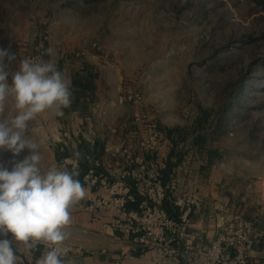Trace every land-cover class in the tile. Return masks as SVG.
Masks as SVG:
<instances>
[{"label": "rangeland", "instance_id": "374dc122", "mask_svg": "<svg viewBox=\"0 0 264 264\" xmlns=\"http://www.w3.org/2000/svg\"><path fill=\"white\" fill-rule=\"evenodd\" d=\"M0 48L17 54L12 71L42 56L68 79L91 73L106 104L89 112L126 130L140 107L172 137L183 186L264 233V0H0Z\"/></svg>", "mask_w": 264, "mask_h": 264}, {"label": "crops", "instance_id": "0c3cea01", "mask_svg": "<svg viewBox=\"0 0 264 264\" xmlns=\"http://www.w3.org/2000/svg\"><path fill=\"white\" fill-rule=\"evenodd\" d=\"M74 77L75 74L72 78L69 77L72 103L70 107L63 109L64 116H56L51 110L39 114L30 122V136L40 145L41 152L52 154L51 166L62 163L69 167L67 163L78 161V169L84 166L88 170L83 179L86 196H91L92 199L108 197L107 185H103V182L112 184L127 167L124 148L129 146L134 154L139 151L136 128L126 130L125 121L119 114L110 117L107 112H89L91 106L98 107L106 103H99V99L95 98L97 84L94 95L87 94L86 97L76 98ZM15 114L14 103L11 100L6 101L4 111L0 112V119L7 118L10 121ZM171 141L172 137L166 134L159 150L146 153L142 170L159 174L165 184L176 183L184 187L180 180L184 162L181 156L176 158L177 150ZM22 152L28 154L30 150L25 148ZM76 152L82 154L81 159H75ZM66 153L68 155L63 156ZM94 178L98 179L96 184H92ZM143 189L141 182L131 181L129 209L132 212H138L146 204ZM181 198L177 192L169 190L166 208L178 221L187 222L191 237H202L201 242L194 241L196 246L206 244L216 232L215 214L219 202L214 200H219L214 195H201L196 207L185 208L182 207ZM110 219L109 213L89 212L77 204L71 212V223L66 227L71 237L65 244L74 246L79 253L64 258L65 264L69 260L75 261V264H153L151 251L134 245L129 237L103 229V224ZM260 252L255 250L253 255L257 256ZM31 254L35 259L33 264H37L43 253L32 251L27 256Z\"/></svg>", "mask_w": 264, "mask_h": 264}, {"label": "clouds", "instance_id": "9594fccd", "mask_svg": "<svg viewBox=\"0 0 264 264\" xmlns=\"http://www.w3.org/2000/svg\"><path fill=\"white\" fill-rule=\"evenodd\" d=\"M53 52L49 47L44 55ZM16 59L17 54L0 48V112L8 100L16 109L10 121L0 119V150L13 157L25 148L30 153L11 161L10 169L0 164V264H25V257L40 243L47 250L37 264H65V241L71 237L66 227L72 209L86 197V188L77 168L62 163L43 168L40 145L31 139L29 126L49 110L63 117V109L72 103L71 84L51 59L23 58L12 71ZM74 157L79 160L82 154L76 152ZM9 233L12 239L7 238Z\"/></svg>", "mask_w": 264, "mask_h": 264}, {"label": "built area", "instance_id": "2783aa9c", "mask_svg": "<svg viewBox=\"0 0 264 264\" xmlns=\"http://www.w3.org/2000/svg\"><path fill=\"white\" fill-rule=\"evenodd\" d=\"M139 101L140 98L136 96L134 102ZM132 119L139 151L134 154L129 146L124 148L127 167L112 184L103 182V185H107L108 197L92 199L86 196L78 205L89 212L111 214V219L103 224V229L129 237L134 245L151 251L153 264H264V250L257 256L253 255L264 233L258 230L255 221L245 219L242 213L230 211L225 204L216 207L214 236L206 244H194L196 240L201 242L202 237H191L187 222L178 221L166 208L165 202L168 191L172 190L182 197L184 207H196L199 203L197 188L193 185L180 187L176 183L168 185L159 174L142 170L145 154L159 150L166 134L138 106ZM67 165L69 169H78V161ZM97 180L94 178L92 184H96ZM131 181L141 182L144 186L146 204L138 212L129 209ZM11 237L9 233L7 238ZM65 248L64 258L79 253L72 245L65 244ZM46 250V245L40 243L33 252L45 253ZM34 260L31 254L25 257V264H33Z\"/></svg>", "mask_w": 264, "mask_h": 264}, {"label": "trees", "instance_id": "16d2710c", "mask_svg": "<svg viewBox=\"0 0 264 264\" xmlns=\"http://www.w3.org/2000/svg\"><path fill=\"white\" fill-rule=\"evenodd\" d=\"M73 87L75 89L76 98L86 97L87 94L92 96L94 95L96 91L94 77L92 76L91 73H88L86 77H80V76L75 75L74 80H73ZM67 155L68 154L66 153L63 156H67ZM78 170L80 173L78 178L83 184L84 176L87 174L88 170L84 168V166H81Z\"/></svg>", "mask_w": 264, "mask_h": 264}]
</instances>
